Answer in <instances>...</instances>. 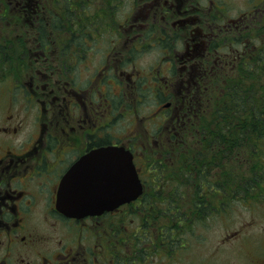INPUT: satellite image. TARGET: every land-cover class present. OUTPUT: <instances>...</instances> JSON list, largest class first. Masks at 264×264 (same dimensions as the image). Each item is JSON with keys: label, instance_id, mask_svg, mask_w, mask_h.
Returning a JSON list of instances; mask_svg holds the SVG:
<instances>
[{"label": "flooded vegetation", "instance_id": "obj_1", "mask_svg": "<svg viewBox=\"0 0 264 264\" xmlns=\"http://www.w3.org/2000/svg\"><path fill=\"white\" fill-rule=\"evenodd\" d=\"M42 2L43 0H0V11L5 10L3 13L12 11L17 21L23 20L35 28L36 48L27 52L34 56L36 62L37 59L46 58L50 52L55 51L61 55L65 51L63 45L62 49L55 46V50L53 47H47L45 41L47 45L49 42L55 44L53 32L48 34L42 28H55L63 24L69 29L64 48L68 50V59L71 60L67 68L66 65L63 66L65 70L54 64L55 61L50 59L51 57L45 59L50 60L45 69L41 65L38 68L32 67L33 62L27 63L24 95H29L25 107L30 104L29 110L37 113L34 116L36 134L31 133L30 137H27L28 141H22V144L14 148L16 151L12 150L11 144L2 145L0 140V264H100L102 261L99 257L106 253V222L116 224L124 212H127L126 215L135 213L147 195H142L135 202L109 212L79 217L67 216L56 207L63 178L73 166L89 154L96 155L94 159L99 162L103 149H109L116 154L117 151L124 149L132 154L133 163L142 179L143 174L139 166H145L146 160L143 164L138 163L137 148H143V153L150 150L152 154L157 150L156 153L159 155L161 153L167 155L170 152L171 139L175 136H184L186 129L190 128L186 126L193 125L188 117L190 110L185 105L195 97L194 90L201 87L199 83L203 80V75L212 72L213 69L221 72L229 66L232 71L239 70L240 66L242 69L247 67L249 17L241 15L229 19L224 24L212 21L209 24L210 32H207L204 27L198 25L202 13L200 0H141L139 5L137 4L136 16L131 18V21L126 20L121 27L114 17L115 11L108 15L111 12V4H93L108 5L104 7L102 14L107 18L101 20L103 24L101 32L105 34L102 37L97 26H92L94 35L87 29L86 20L88 23L90 21L95 23L91 18L92 14L88 13L90 17L86 20L77 19L73 15L77 10H80V14L86 11L82 10L87 5L84 4L85 1L60 0L54 4ZM210 3L221 4L218 1ZM7 4L12 6L9 7ZM259 4H264V0ZM54 5H57L56 13L52 12ZM45 8L48 9V13L45 12ZM59 12H65V20L55 17L54 14ZM141 20L145 21L141 23ZM206 21L204 18L203 23H207ZM77 22H81V25ZM192 25L194 28H189ZM122 28L123 32L120 31ZM225 32L231 34H226L223 41ZM172 33L177 36L184 35L180 38L178 49L174 51L169 43ZM231 35L243 39L241 43L243 49L240 51L235 50L237 48L232 49V56L226 58L223 54H218L217 47L225 43ZM237 36L235 43L231 44L237 45ZM79 37L83 41L97 42L104 39L109 41L107 45H103L107 50L103 64L84 82H81L77 75L78 62L86 58L85 51H76L74 45L70 43ZM147 39L157 43L166 42L167 52H161L163 56L158 59L160 65L156 73H149V77L144 75L142 79L136 81L132 55L134 52H141L138 51L136 42H140L142 44L140 48L145 49L142 42L146 43ZM85 47L89 45L85 44ZM207 58L209 59L206 60ZM210 61L214 64L213 67H205ZM110 88L113 89L112 93ZM155 90L157 92H153ZM148 93L156 95L155 100L158 99L156 107L147 109L148 112L139 113L138 107L146 101ZM123 96L127 97L128 102L134 104V107L128 106L126 101L123 102ZM216 111V107L213 106L212 114H216ZM132 113L135 120L139 121L142 133L117 135L120 117H123L127 127L132 124ZM160 114L162 121L155 124ZM201 115V107L198 106L197 113L191 119L196 120ZM11 131L16 133L17 128L13 127ZM11 131L7 126L0 135L11 137ZM138 137H143L146 141L137 144L135 141ZM54 155L56 156L53 157ZM139 156L146 158L143 154ZM142 180L146 183V180ZM42 193H45L41 203L43 214L50 217L52 222L68 227L66 231L62 230L64 236L52 245L45 242L49 240L47 237L41 235L44 229L29 226L31 212L35 211ZM109 229L110 233L115 234L117 225ZM152 230L156 231L155 238L150 244H142L134 249V253L140 251L141 255L147 251L146 245L153 249L154 244L155 248L169 249L170 244L164 243L162 238L165 237L164 233L162 235L158 233L157 228H152L150 232ZM136 236L134 233L132 237ZM130 246L134 248L137 245L131 243ZM133 255L122 258V255L116 252L111 264H134Z\"/></svg>", "mask_w": 264, "mask_h": 264}, {"label": "rangeland", "instance_id": "obj_2", "mask_svg": "<svg viewBox=\"0 0 264 264\" xmlns=\"http://www.w3.org/2000/svg\"><path fill=\"white\" fill-rule=\"evenodd\" d=\"M58 1L60 0H43L42 4H54V2L57 3ZM83 1H85L84 4L90 6L86 5L83 7L82 10H86L84 13L80 14V10H77L73 15L77 19L86 20L92 14L91 18L95 23H91V21L88 23V20H86L87 29L94 35L92 26H97L100 28L102 37L105 34L101 32L103 27L101 20L107 19L102 14L104 7L108 5L94 6L93 4H111V12L108 15L113 14L115 11L114 17L122 27L125 24L124 22H127L126 20L130 19L131 21V18L136 16L137 4L139 5L141 2V0ZM211 1H218L221 4H211ZM260 1L200 0L202 13L198 25L204 27L207 32H210L209 28L211 26L209 24L212 21L216 24H224L229 19L232 20L241 15H248L250 39L248 38L247 54L249 58H255L254 62L249 66H252L253 69H259L257 61L263 57L256 56V53L264 49V4H259ZM7 5L9 7L12 6V4ZM115 5H118L117 8L114 7ZM52 8V12L56 13L57 5L52 6ZM4 11H0V15H2L0 16V132L7 126H9L10 131L11 128L16 127L17 132L13 133L11 131V137L0 135V140L2 145L10 146L11 144L12 150L16 151L14 150L16 146L20 143L22 144V141H28L29 138L27 137H30L31 133L35 135L37 131L34 121V116L37 113L29 110L30 104H28L27 108L25 107L29 95H24V83L27 80L26 73H28L27 63L33 62L31 64L32 67L38 68L41 65L45 69L47 62L50 61L45 59L51 57L50 59L55 61L54 64L65 70L63 66L66 65L67 68L71 61L68 59V50L64 48L68 39L69 29L65 24L55 26V28L42 27L48 34L51 31L53 32V40L55 42V44L49 42L47 45V41H45L44 44L49 48L53 47L54 50L55 46H57V49H62L63 45L65 51L61 55L56 54L55 51L50 52L46 58L37 59L36 62L34 56L32 54L29 55L27 52L29 49L34 50L36 48L35 28L30 27L23 20L17 21L14 12L8 10L3 13ZM45 12L48 13L47 8H45ZM54 15L59 20L66 19L65 12H59ZM204 18L207 19V23H203ZM145 20H141V23ZM133 23L136 24L137 22ZM77 24L81 25V22H77ZM260 24L262 25L261 27L259 26ZM118 28L120 27L118 26ZM189 28H194V25ZM124 29L126 28L124 27ZM124 29L122 28L120 31L123 32ZM226 34L231 33L225 32L223 41L226 39ZM183 36H177L172 33L169 43H171L170 46L173 51L178 49V45L181 42L180 38ZM235 36L237 35H231L225 43L219 44V47H217L219 55L223 54L227 58L232 56V49L237 48L235 49L237 51L243 49V45L241 46L243 39L238 36L237 45L231 44L235 43ZM151 39H147L146 43H144L145 41L142 42L145 45V49L140 48L142 45L140 42H136L137 45L135 44L138 51H141L134 52L132 55L133 72L136 73V81L142 79L144 75L149 77V73H156L159 70L158 65H160L158 59L163 56L161 52H167L166 42L159 41L157 43L152 42ZM108 42L106 39L97 42L83 41L80 37L70 42L71 45H74L76 51H85L84 53L86 54V58L78 62L79 73L77 76L81 82H84L94 70L103 64L105 51H107L103 45H107ZM85 44H88L89 47H85ZM216 55L213 54V56ZM244 58L247 59V57ZM160 70L162 72V68ZM67 73L70 75L68 69ZM71 76L73 77V74ZM203 76L205 77V75ZM19 86L22 87L19 88ZM124 89L123 85V91ZM110 91L112 93L113 89L110 88ZM158 92L161 94L160 90ZM147 95L146 101L138 107L140 109L139 113L148 112L147 109L151 110L156 107L155 103L158 101V99L155 100L156 95L150 93ZM124 101L128 102L129 100L123 96ZM128 104V106L134 107V104L129 102ZM210 105L209 103L203 105L206 115L211 113ZM128 111L132 112L131 110ZM131 116L132 124L129 126L126 124L127 127H125L123 117H120V121L117 123V135L142 133L139 121L135 120L133 113ZM126 117L128 118L129 116ZM161 121L162 114H160V118L156 120L155 124L161 123ZM157 140L159 141V139ZM145 141L146 139L143 137H138L135 143L141 144ZM152 147L155 149L153 145ZM156 151L153 154L150 150L147 153H143V148H137L138 163L143 164L146 160L145 166H139V168L143 174L142 179L147 181L149 193L140 207L135 210V213L126 215L127 212H124L117 219L116 224H111L109 221L106 222V253L104 254L105 260L104 256L99 257L102 261L100 264H111V260L114 258L113 255L116 252L121 254L122 258H125L126 255L129 258L131 257L130 255H133L134 249H137L142 244H150V241L155 238L154 233H156L155 230L150 232L152 228H157L158 233L161 235L164 233L165 237L162 236V238L164 243L170 244L169 249L165 247L155 248V244L153 249H151L149 245H146L147 251L143 254L139 255L140 251L134 253V264H264V197L260 196L261 193L257 190H252L246 194L243 192L234 199L236 196L229 195L231 191L229 186L232 185L235 177L231 174H226L223 182L226 186L222 187V194L220 193L221 190L216 187H214V190L208 191L207 194L205 193L204 199L209 197L211 201L209 207L203 209L202 199L200 200V197L195 195L190 185H181L178 192H173V182L178 178L175 173L176 167L167 166V169H164L162 166H154L159 163L156 159L161 158V162H164V156L166 155L164 153L159 155ZM139 154H143L146 158H139ZM228 167L225 166V169ZM223 171L224 168L222 166H211L209 168L210 179L218 181ZM259 176L257 180L259 187H264V173L259 172ZM160 183H163L164 187L161 190L162 192L158 193L160 192ZM44 195L45 193L40 195L35 211L31 212L29 226L44 229L41 235L47 237L49 240L45 242H49L52 245L53 242H57L64 236L62 230L66 231L68 227L61 223L52 222L50 217L43 214L41 203ZM222 202L224 203L223 205H221ZM116 225L117 232L115 234L110 233L109 227L113 228ZM134 233L137 234L136 237H132ZM158 241L160 242L161 239H158ZM131 243L137 246L133 248V246H130Z\"/></svg>", "mask_w": 264, "mask_h": 264}, {"label": "trees", "instance_id": "obj_3", "mask_svg": "<svg viewBox=\"0 0 264 264\" xmlns=\"http://www.w3.org/2000/svg\"><path fill=\"white\" fill-rule=\"evenodd\" d=\"M263 50L256 53V56L263 57L257 61L259 69L249 67L255 60L250 57L246 68L240 66L239 70L232 71L229 66L221 72L213 69L206 73L203 78L206 80H202L199 83L201 87L194 90L195 97L185 105L190 110L188 117L193 125L186 126L190 128L186 129L184 136L171 139V150L164 156V162H161V158L156 159L159 163L154 166L164 169L167 166L176 167L178 178L173 182V192H178L181 185H190L195 195L202 199L203 209L208 208L211 201L209 197L204 199V194L214 190V187L223 192L226 174L235 177L229 186V195L236 196L234 199L252 190H257L264 197V187H259L257 181L259 172L264 173ZM213 65L210 61L205 67ZM205 103L211 104L209 115L205 114ZM198 106L202 115L193 120L191 117L197 113ZM213 106L216 107V114H212ZM184 111L187 114L186 109ZM211 166L224 168L218 181L210 179ZM225 166L229 167L225 169ZM163 187L164 184L160 183L158 193L162 192ZM148 193L146 181L143 195Z\"/></svg>", "mask_w": 264, "mask_h": 264}, {"label": "water", "instance_id": "obj_4", "mask_svg": "<svg viewBox=\"0 0 264 264\" xmlns=\"http://www.w3.org/2000/svg\"><path fill=\"white\" fill-rule=\"evenodd\" d=\"M100 155L99 162L87 155L63 178L57 206L65 214L110 211L141 194L129 153L105 149Z\"/></svg>", "mask_w": 264, "mask_h": 264}]
</instances>
